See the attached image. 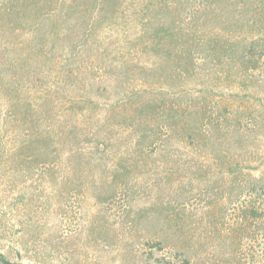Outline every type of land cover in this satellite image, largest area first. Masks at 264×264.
Wrapping results in <instances>:
<instances>
[{"label": "trees", "instance_id": "trees-1", "mask_svg": "<svg viewBox=\"0 0 264 264\" xmlns=\"http://www.w3.org/2000/svg\"><path fill=\"white\" fill-rule=\"evenodd\" d=\"M17 1L33 8L27 0ZM67 1L75 0H53V9L43 10L0 5L4 118L27 134L33 165H47L51 185L62 187L57 191L62 198L84 199L90 192L104 208L122 201L131 209L129 229L144 230L147 244L164 253L160 264L264 263V170L259 171L262 162L252 165L262 156L220 149L218 143L226 139L217 135L226 132V137L231 129L247 139L241 131L244 117L252 119V127L262 125L264 134V98L244 93L251 83L259 88L254 93L264 90L254 83L264 72V0L243 9H198L201 28L208 29L202 32L182 27L181 18L174 27L160 23L159 30L153 19L137 17V38L124 48L97 39L101 23L113 27L118 21V10L109 12L98 1L87 19L85 9H60ZM212 15H228L224 20L231 22L211 25ZM8 16L19 18L21 25L6 22ZM73 18L79 22L74 33ZM147 53L154 58L144 60ZM250 96L262 111L250 108ZM186 149L205 154L190 166L201 168L204 159L223 187L225 202L214 201L206 213L208 242L188 235L183 215L170 219L169 207L133 206L150 162H162L169 183L182 181V173L191 176L176 161ZM231 212L235 216L229 217ZM162 213L166 226L174 222V237L149 227L156 228L162 219L153 217ZM104 221L92 222L90 236L103 233L97 225L108 226ZM18 256L21 252L0 249V264H23Z\"/></svg>", "mask_w": 264, "mask_h": 264}, {"label": "rangeland", "instance_id": "rangeland-1", "mask_svg": "<svg viewBox=\"0 0 264 264\" xmlns=\"http://www.w3.org/2000/svg\"><path fill=\"white\" fill-rule=\"evenodd\" d=\"M98 1L102 3V8L108 9L109 12L119 11L118 21L113 27L108 22L100 24L101 36L97 38L98 41L107 47L124 48L130 41L136 40L140 30L138 18L142 16L145 20L153 19L155 27L166 22L174 27V21L178 23L181 18L182 27L202 32L208 29L201 28L204 21L202 15L198 14V9H243L244 4L251 2L253 5L257 0H75L72 3L67 1L60 9H85L88 11L86 18L89 19L93 14L91 10L96 9ZM27 2L33 8L24 6L22 1L17 0H0V5L10 3V6H14L13 9H53V0ZM211 2H214L216 7L212 6ZM80 17L85 19L84 15ZM196 17L201 19L197 20ZM226 17L228 15H212L211 25L223 27L231 22V19L224 20ZM7 20L13 25H21L16 16H8L5 21ZM71 22L73 33L77 32L78 19L73 18ZM177 23L175 22V25H178ZM157 28L161 30L159 26ZM23 39H30V36ZM73 39H76L75 36L68 38ZM89 56V53L84 54L82 58L87 59ZM142 56L144 60H148L154 58V53ZM257 79L259 81L254 83L264 88V72L261 71ZM254 89L258 91L259 88L251 83L248 91L244 93L264 98V90L257 94ZM224 94L229 97V93ZM257 98H248L250 108L262 111V107L257 106ZM5 108L6 104L2 102L0 95V249L11 251L13 254L21 252L18 259L21 257L23 264H160L157 262L158 258L164 253L155 251L152 244H147L148 236L144 235V230L129 229L126 225L129 208L122 201L118 200L113 206L104 208L98 205L90 192L86 193L84 199L81 196L66 199V194L63 198L60 196L57 191H61L62 187L54 188L51 185L47 165L40 168L33 165L30 145L27 146L26 141L27 134L19 130L16 121L4 118ZM250 119L244 117L241 120V131L248 134L247 139L237 138L238 135L230 129L226 130V137V132L217 133L219 138L224 136L223 139H226L218 144L220 149L233 155H248L257 151L262 158L254 160L252 165L256 166L262 162L259 166L261 171L264 170V134L260 130L262 125L252 127ZM186 150L179 153L176 161L180 167L187 168L191 176L185 177L182 173V181H173L171 184L166 180L168 175L164 172L163 164H160L162 162L159 161L156 165L150 162L153 166L148 167L142 175L141 194L133 206H158L161 209L169 207L170 211L164 210L170 219H174L177 213L183 215L188 235L195 234L200 236L201 242H208L205 240L209 236V231L205 228L208 226L206 213L214 201H218V205L225 202L222 201L221 194L223 187L219 186V181L216 182L218 178L215 180L216 175L213 177L211 168L206 162L203 163L204 159H201L203 162L199 170L190 166L199 162L205 154L201 156L192 150ZM9 160L12 163H9ZM163 214L165 213L157 217L154 215L153 218L162 219L155 229L150 225L149 227L153 233L157 230L160 234L167 232L174 237V222L170 223L169 227L166 226ZM231 215L233 217L235 213L228 214L229 217ZM97 217H105L104 222L108 226L97 225V230L103 229V233L90 236L89 229ZM98 224L101 223L98 221ZM167 251L174 250H166L165 255L169 257Z\"/></svg>", "mask_w": 264, "mask_h": 264}]
</instances>
